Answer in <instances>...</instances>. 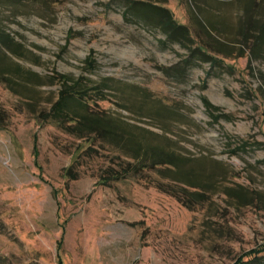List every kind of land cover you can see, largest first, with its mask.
I'll list each match as a JSON object with an SVG mask.
<instances>
[{
	"label": "rangeland",
	"instance_id": "rangeland-1",
	"mask_svg": "<svg viewBox=\"0 0 264 264\" xmlns=\"http://www.w3.org/2000/svg\"><path fill=\"white\" fill-rule=\"evenodd\" d=\"M142 1L188 25L191 49L126 24L113 0H0V264L264 253V48L249 50L264 0ZM197 47L222 64L192 58ZM65 76L93 89L107 122L179 166L116 180L123 153L45 119Z\"/></svg>",
	"mask_w": 264,
	"mask_h": 264
},
{
	"label": "trees",
	"instance_id": "trees-1",
	"mask_svg": "<svg viewBox=\"0 0 264 264\" xmlns=\"http://www.w3.org/2000/svg\"><path fill=\"white\" fill-rule=\"evenodd\" d=\"M112 3L123 9V20L126 24L151 29L157 28L165 35L168 43H177L184 48L191 49L187 46L189 42H192L189 26L178 23L174 13L163 6L165 3L152 4L142 0H113ZM109 5V9H112L111 4ZM207 21L211 28H216L214 22L208 19ZM255 22L258 28L256 35L252 34L251 37L254 41L251 42L245 37V40L241 42L245 45H249V42L253 43L249 50L250 55L256 59L260 57L259 52L264 48V20H255ZM4 35L0 32V46L1 44L8 46L7 38ZM191 57L210 63L213 67L216 64H222L219 58L211 56L201 47L192 50ZM188 61L186 59L187 64H189ZM62 78L63 88L59 91V99L48 112H45V119L53 122L59 130L61 129L68 135H75L79 139L93 138L96 141L105 142L123 153L130 161L126 165H119L120 169H118L116 177L119 175L120 177L116 180L140 176L146 170L157 169L161 165L179 166L175 155L170 156L161 151L149 155V151L155 152L157 149H149L148 144V148L143 149L142 146L146 144L140 142L139 138L133 136L132 132L124 133L122 127L107 122L106 118L93 108L97 101L90 95L93 89L79 81L72 80L68 76ZM125 135L129 137H125ZM259 252H253L247 261H244V258L240 259L238 264H264V253H262L263 251Z\"/></svg>",
	"mask_w": 264,
	"mask_h": 264
}]
</instances>
